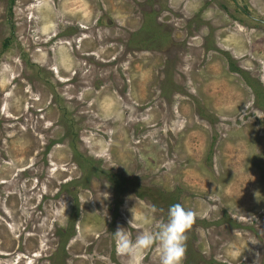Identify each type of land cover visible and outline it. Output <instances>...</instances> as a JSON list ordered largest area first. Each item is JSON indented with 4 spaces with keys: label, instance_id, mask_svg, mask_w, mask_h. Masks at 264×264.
Returning a JSON list of instances; mask_svg holds the SVG:
<instances>
[{
    "label": "rangeland",
    "instance_id": "1",
    "mask_svg": "<svg viewBox=\"0 0 264 264\" xmlns=\"http://www.w3.org/2000/svg\"><path fill=\"white\" fill-rule=\"evenodd\" d=\"M173 200L264 264V0H0V264H159L111 232Z\"/></svg>",
    "mask_w": 264,
    "mask_h": 264
},
{
    "label": "clouds",
    "instance_id": "2",
    "mask_svg": "<svg viewBox=\"0 0 264 264\" xmlns=\"http://www.w3.org/2000/svg\"><path fill=\"white\" fill-rule=\"evenodd\" d=\"M151 210L154 213L158 209L156 205H152ZM195 216L192 208L177 202L169 205L166 216L155 219L149 229L138 232L134 238L126 231V227L118 224L111 232L115 249L120 254L133 255L155 246L159 252V264H181L186 247V233ZM129 222L130 220L127 221Z\"/></svg>",
    "mask_w": 264,
    "mask_h": 264
},
{
    "label": "trees",
    "instance_id": "3",
    "mask_svg": "<svg viewBox=\"0 0 264 264\" xmlns=\"http://www.w3.org/2000/svg\"><path fill=\"white\" fill-rule=\"evenodd\" d=\"M14 0H12V2H13ZM252 84V83H251ZM252 87H253V84H252ZM255 92L256 93H258V90L255 88ZM114 178H116L115 176H112V178H111V180L112 179H114ZM115 184H116V187H117V189L119 190L120 188H122L125 184H126V181L125 180H123V179H117L116 181H115ZM118 193H120V192H118ZM157 196L155 197V202H156V199H163V200H165L166 199V195L164 194V192L162 193V192H156L155 193ZM168 194V193H167ZM171 196H173L174 197V195H172V194H170V195H168V200H172L170 197ZM170 198V199H169ZM175 198V197H174ZM166 199V200H167ZM174 202L173 203H176V200H173ZM157 202H161V201H157ZM156 202V203H157ZM172 203V204H173ZM171 205V204H170ZM187 235H188V233H186ZM189 235H190V233H189ZM188 235V236H189ZM68 238H69V235H68V237H67V239L66 240H68ZM185 245H186V247H185V256H186V261H185V264H191V263H193V258H198V253H196V252H194L193 251V245L191 244V241H190V239H186V241H185ZM194 256H196V257H194Z\"/></svg>",
    "mask_w": 264,
    "mask_h": 264
}]
</instances>
